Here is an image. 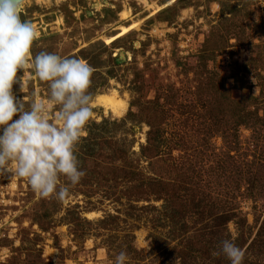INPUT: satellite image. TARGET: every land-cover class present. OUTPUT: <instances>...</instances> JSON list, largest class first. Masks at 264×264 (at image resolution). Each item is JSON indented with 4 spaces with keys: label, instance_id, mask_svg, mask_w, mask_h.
<instances>
[{
    "label": "rangeland",
    "instance_id": "rangeland-1",
    "mask_svg": "<svg viewBox=\"0 0 264 264\" xmlns=\"http://www.w3.org/2000/svg\"><path fill=\"white\" fill-rule=\"evenodd\" d=\"M168 1L24 0L33 57L50 52L92 68L93 119L76 147L84 176L74 186L60 178L64 202L0 175V264H114L108 238L128 227L143 264H179L172 247L185 245L181 236L195 252L186 264H230L220 247L233 235L242 264H264V244L248 248L264 216V0ZM225 3L232 9L223 12ZM12 92L26 110L48 99L31 71ZM110 95L119 114L105 104ZM127 166L138 173L129 182ZM228 208L233 220L210 239L204 225ZM106 213L119 218L111 232L97 224ZM172 219L187 233H171Z\"/></svg>",
    "mask_w": 264,
    "mask_h": 264
},
{
    "label": "clouds",
    "instance_id": "clouds-1",
    "mask_svg": "<svg viewBox=\"0 0 264 264\" xmlns=\"http://www.w3.org/2000/svg\"><path fill=\"white\" fill-rule=\"evenodd\" d=\"M23 6L24 0H0V175L24 178L38 197L64 202L68 187L61 186L60 178L74 186L85 174L76 147L93 119L88 91L93 70L76 57L50 52L33 57L37 33L21 19ZM18 70L22 75L17 76ZM26 71L48 85V99L33 98L27 110L12 92L13 84L23 87ZM53 106L58 107L54 115ZM234 240L233 235L221 241L220 252L230 264H242L245 253ZM127 260L121 251L114 264Z\"/></svg>",
    "mask_w": 264,
    "mask_h": 264
},
{
    "label": "trees",
    "instance_id": "trees-1",
    "mask_svg": "<svg viewBox=\"0 0 264 264\" xmlns=\"http://www.w3.org/2000/svg\"><path fill=\"white\" fill-rule=\"evenodd\" d=\"M222 5H224L226 8H224V6L222 7ZM222 5H221V7L223 8V12H224V10H228V7H229V9H232V7H233L229 3H225ZM126 168L127 169L124 170V173L122 170L123 178L126 179L128 182L132 179H136L138 173L134 169H132L131 167L127 166ZM253 184L254 183L252 182L251 186L249 188H247L248 191H250V188L253 186ZM234 215H235V212L234 213L232 212V208H228L226 213L221 214L218 218L212 219L210 222V225L209 224L204 225L205 230H203V231H206L207 235L211 239L219 231V228L221 226L224 227L227 222L233 220ZM127 216L130 218L129 221H131L132 219H133V221L136 220L133 218V216H132V214H130V212ZM116 219H119L118 215L106 213V214H104L103 218H100L97 221V224L103 225V227L102 228L100 227V229L108 230L109 232H111L112 231L111 229H113V225H115V223H117V222H115ZM216 219H219V222H217ZM113 220L115 223H112ZM243 220L244 219L241 218V223L243 222ZM261 221H262V223L260 224L259 228L257 229L256 235L253 238L252 242H250L248 244V248L252 247L256 243L264 244V216H263V219ZM172 222L175 224V226H172L171 228L167 224V227H169V229H170L169 231L171 233L174 231L178 232L179 234L187 233V231L185 230V227L187 225L183 222V220L178 219L177 222H174L172 219ZM176 223L178 225V229L174 230V228H177ZM133 226H135V225H133ZM123 228L126 229L127 226H125ZM154 236H155V232L153 230L151 237H154ZM108 239H109V243L106 244V246H107L106 251H107V256L109 259L110 258L115 259V256L117 254H119L121 251H123L126 254V256L128 257L126 264H130V263H132V264H143L144 259H138V254L140 253L141 250L138 249L137 246L135 245V239H134L132 229H129V227H128V230H125V233L122 236H119V235L113 233L112 236H110ZM180 239H181V242H183L184 240L186 241L185 245L184 244H180V245L176 244L172 248L175 251L177 250L179 253V255H178V259L180 260L179 264H186L189 261L188 256L191 253H195V252L191 251V246H190L191 244H189L188 239L186 240L182 236ZM154 243L161 250L164 247H166V244H167V242L166 243L161 242L160 238L155 239ZM151 244H152V242H151ZM177 247H179V249ZM202 247L200 246V248H198V250H201ZM115 249H119V250L116 252ZM112 250L115 252H113ZM203 253L204 254L207 253L206 250H203ZM244 261H245V256H244L243 262ZM255 264H259V263H255Z\"/></svg>",
    "mask_w": 264,
    "mask_h": 264
},
{
    "label": "bare ground",
    "instance_id": "bare-ground-1",
    "mask_svg": "<svg viewBox=\"0 0 264 264\" xmlns=\"http://www.w3.org/2000/svg\"><path fill=\"white\" fill-rule=\"evenodd\" d=\"M175 0H170L168 1L167 4H170L171 2H173ZM165 5V4H164ZM158 9V8H157ZM155 11V10H154ZM135 22L129 24V25H126V26H121L119 31L117 33H115L114 35L108 37L105 39V43L106 44H109L111 43L112 41H114L116 38L120 37V36H123L124 34H126L131 28H133L135 26ZM103 95L99 96L98 97V100H100V98L102 97ZM108 97V96H107ZM106 103V105H108V107L110 108L111 112L114 113V114H119L121 112V107L122 105L116 101L114 98H113V95H110L109 98H107L106 100H104ZM103 101V102H104ZM102 103V102H101ZM104 104V105H105ZM123 108V107H122Z\"/></svg>",
    "mask_w": 264,
    "mask_h": 264
}]
</instances>
